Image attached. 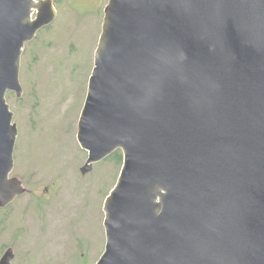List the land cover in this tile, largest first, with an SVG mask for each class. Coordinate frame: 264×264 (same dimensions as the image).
Returning a JSON list of instances; mask_svg holds the SVG:
<instances>
[{
  "label": "water",
  "instance_id": "water-1",
  "mask_svg": "<svg viewBox=\"0 0 264 264\" xmlns=\"http://www.w3.org/2000/svg\"><path fill=\"white\" fill-rule=\"evenodd\" d=\"M57 16L0 0L1 208L24 192L6 96ZM78 141L83 174L123 154L96 264H264V0H110Z\"/></svg>",
  "mask_w": 264,
  "mask_h": 264
},
{
  "label": "rangeland",
  "instance_id": "rangeland-1",
  "mask_svg": "<svg viewBox=\"0 0 264 264\" xmlns=\"http://www.w3.org/2000/svg\"><path fill=\"white\" fill-rule=\"evenodd\" d=\"M53 2L57 19L23 51V94L6 96L18 128L10 177L24 192L0 207V259L11 247L13 264H96L123 159L107 158L84 175L88 152L78 132L110 0Z\"/></svg>",
  "mask_w": 264,
  "mask_h": 264
},
{
  "label": "trees",
  "instance_id": "trees-1",
  "mask_svg": "<svg viewBox=\"0 0 264 264\" xmlns=\"http://www.w3.org/2000/svg\"><path fill=\"white\" fill-rule=\"evenodd\" d=\"M116 158L117 161L121 162V160L123 159V155L121 151H117L115 152L112 156H110L109 158Z\"/></svg>",
  "mask_w": 264,
  "mask_h": 264
},
{
  "label": "flooded vegetation",
  "instance_id": "flooded-vegetation-1",
  "mask_svg": "<svg viewBox=\"0 0 264 264\" xmlns=\"http://www.w3.org/2000/svg\"><path fill=\"white\" fill-rule=\"evenodd\" d=\"M54 5H55V4H54ZM55 7H56V6H55ZM56 9H57V8H56ZM35 39H36V38H35ZM33 41H34V40H33ZM82 169H83V168H82ZM82 169H81V172H82ZM82 173H83V172H82ZM84 175H85V174H84ZM9 248H11V247H9ZM9 248H7V250H8ZM12 249H13V248H12ZM7 250H6V251H7ZM13 250H14V249H13ZM6 251H5V252H6ZM14 254H15V251H14ZM82 257H83L84 260L86 259L87 261H89V256H88V255H82ZM100 258H101V257H100ZM14 260H15V259H14ZM98 261H99V260H98ZM13 262H14V261H13Z\"/></svg>",
  "mask_w": 264,
  "mask_h": 264
}]
</instances>
